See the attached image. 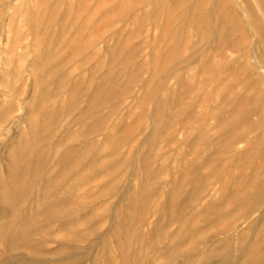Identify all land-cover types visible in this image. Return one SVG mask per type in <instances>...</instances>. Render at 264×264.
Returning <instances> with one entry per match:
<instances>
[{"label":"rangeland","instance_id":"rangeland-1","mask_svg":"<svg viewBox=\"0 0 264 264\" xmlns=\"http://www.w3.org/2000/svg\"><path fill=\"white\" fill-rule=\"evenodd\" d=\"M0 264H264V0H0Z\"/></svg>","mask_w":264,"mask_h":264},{"label":"bare ground","instance_id":"bare-ground-1","mask_svg":"<svg viewBox=\"0 0 264 264\" xmlns=\"http://www.w3.org/2000/svg\"><path fill=\"white\" fill-rule=\"evenodd\" d=\"M249 192H250V191H249ZM250 195H251V194L248 193L247 197H249ZM244 196H246V195H244Z\"/></svg>","mask_w":264,"mask_h":264}]
</instances>
